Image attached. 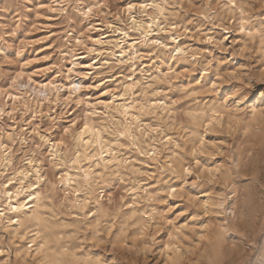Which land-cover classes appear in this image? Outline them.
Listing matches in <instances>:
<instances>
[{
	"label": "rangeland",
	"instance_id": "1",
	"mask_svg": "<svg viewBox=\"0 0 264 264\" xmlns=\"http://www.w3.org/2000/svg\"><path fill=\"white\" fill-rule=\"evenodd\" d=\"M236 2L0 0V190L41 192L21 224L1 197L0 264H252L264 0ZM86 122L101 141H80ZM30 160L39 171L21 180Z\"/></svg>",
	"mask_w": 264,
	"mask_h": 264
},
{
	"label": "bare ground",
	"instance_id": "2",
	"mask_svg": "<svg viewBox=\"0 0 264 264\" xmlns=\"http://www.w3.org/2000/svg\"><path fill=\"white\" fill-rule=\"evenodd\" d=\"M227 3H228V7L229 8H232L233 6H238L236 0H227ZM131 7H132V5H130L128 9L130 10ZM154 24H155V22L153 21V19H151L150 21L145 22V24H138V28L143 29V31L145 33H149V32H151L152 27L154 26ZM242 26L244 28H247L246 27V23L243 20H242ZM247 29L252 31V28H247ZM107 36H109V35H106L104 37H107ZM95 41H97L98 43H103L104 42L100 38L95 40ZM110 42L111 41L108 40V43H110ZM176 50L182 51L181 46L177 45L176 46ZM124 52H125V50H121L120 54L118 56L119 57H124L125 56ZM52 84H53V82H50V84L40 83V85L44 86L46 89H48V87L50 85H51V89H52ZM78 84H80V83L77 82V83L74 84L73 90L78 89V87H79ZM133 85H134V81L132 79V81L130 83L124 85V89L125 90H129V89H131L133 87ZM55 87H56V85H55ZM56 90H58V87H57ZM18 97H19V95L16 93L14 95V98L16 99ZM239 102H241V101H239ZM237 104H239V103H237ZM117 106L122 109V112L124 113V115H128V116L131 115L129 113V111H128L129 108L131 107V105H126L125 102H123V103L120 102V103L117 104ZM252 115H253L252 116L253 120L257 121V120L263 118L264 112L262 110L256 108V107H253V114ZM126 130H128V128ZM85 133H89V137L88 138L84 137ZM79 137H80L79 138L80 141H82L86 145L91 143V141L92 142L101 141V139H102V137L99 136V130L95 129L93 126H91L89 124V122H86L85 128L80 133ZM9 148L10 147H7L6 145L0 144V162L1 161L5 162V163H9L10 162L11 151H10ZM101 160L105 161V158L103 156H101ZM29 163H30V167L29 168H22V169L17 171L18 175H20V179L21 180L22 179H27L31 174L38 173V171H39L37 167H34L33 160H30ZM4 165L6 166L7 164H4ZM212 168H214V167H212ZM209 171H210V169H209ZM212 172H215V171L212 169ZM83 174H84V176L86 178V181H88L90 179V177H91L92 170H90L89 167H88L87 169L84 170ZM72 180L74 181L73 176L70 173H67L66 183L70 184V182ZM11 183L12 182H9L8 184H3L2 185V189L0 190V199H1L2 196L5 197V203L8 206L7 208H9L11 211L15 212V216L17 217V218H15V222H18L19 224L22 223V219L20 218V214L22 212H24L22 210V208L26 207V205H29V208H31L30 212L36 218H38L37 208H38L40 200H41V192L38 189H33L32 188L34 186L33 183H29L27 186L20 185V186H16V187H13V188H9L11 186ZM262 186L264 187V183L262 184ZM24 193H28L27 194V199H28L27 202H25V198H22V194H24ZM258 194H260V193L256 191V196H258ZM206 199L208 200V198H206ZM218 203H219L220 206L225 204L224 200H222V199H220L218 201ZM0 206H1V204H0ZM205 206H208V204L205 205ZM0 210H2V211L6 210V207L2 206V208H0ZM229 212L232 213L233 215H239L241 217L244 214V212H245L244 205L241 206V209L238 211L237 214H235V211L233 209H230ZM2 214H5V213H0V215H2ZM248 218H249V221H250V223L252 225L258 226V224H260V225L264 226V191H263V194L260 197H256V205H254L250 209ZM9 221H12V219L10 218ZM167 250H172L170 245L167 246ZM168 253H167L168 258H170L172 261L176 260V258H174L173 256L171 257L170 254H168ZM252 264H264V231H263V234H262V237H261V242L259 244L258 252H257V254L254 257V260L252 261Z\"/></svg>",
	"mask_w": 264,
	"mask_h": 264
}]
</instances>
